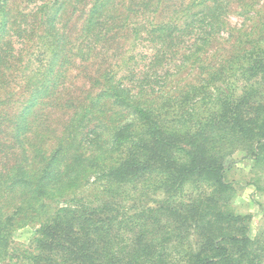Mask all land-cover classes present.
I'll use <instances>...</instances> for the list:
<instances>
[{
  "label": "trees",
  "instance_id": "obj_1",
  "mask_svg": "<svg viewBox=\"0 0 264 264\" xmlns=\"http://www.w3.org/2000/svg\"><path fill=\"white\" fill-rule=\"evenodd\" d=\"M8 1L0 0V105L19 104L17 120L32 107L38 124L47 108L66 120L52 143L0 122V262L264 264V231L253 235L250 216L230 207L225 176L236 152L264 172V22L222 45L223 0L171 11L148 0V10L125 16L103 10L113 0H91L71 34L66 15L81 0H36L28 14ZM194 5L210 10L189 14ZM35 23L36 64L30 55L4 76L20 61L14 43L31 40ZM103 24L106 33L124 28L128 46L116 53L106 36L116 58L85 75L101 87L90 96L83 86L80 98L67 91L69 65L101 49ZM101 99L123 120L107 127L94 111ZM131 200L143 205L121 206ZM27 226L31 244L14 248L13 233Z\"/></svg>",
  "mask_w": 264,
  "mask_h": 264
},
{
  "label": "rangeland",
  "instance_id": "obj_2",
  "mask_svg": "<svg viewBox=\"0 0 264 264\" xmlns=\"http://www.w3.org/2000/svg\"><path fill=\"white\" fill-rule=\"evenodd\" d=\"M36 0H9L8 7L9 10L22 12L24 14H28L31 10L34 9L32 7L36 2ZM134 2H139L140 5H134ZM154 1V0H153ZM113 2V3H112ZM112 2H108L106 7L103 9L106 12L118 15L123 14L125 16L126 11L130 8L140 7L141 10H148V0H113ZM136 2V3H137ZM190 0H159L157 2V7L155 10H182L183 6L189 4ZM91 0H81V2L77 5L75 9H69L67 13V28L70 29L71 34H80V30L82 25L84 24V20L87 14V6H90ZM143 4H147L144 6ZM155 4V3H154ZM204 5H194L190 7V13L197 12L198 10H210L209 7ZM71 10L73 13L71 14ZM152 10V8L150 9ZM223 10V28L220 31L219 35L223 37L221 41L222 45L231 41L232 39L229 37L230 35H236L239 32L244 31L246 34L256 33L257 27L264 22V0H223L220 4V9ZM167 11V12H169ZM167 12H164L167 13ZM152 12L151 14H153ZM107 14V13H106ZM130 15V14H129ZM186 14H184L186 18ZM103 29L101 30L102 35L100 36L97 45L100 46L101 49L98 50V47L95 45L96 51L86 55L85 59L80 61L76 59L74 60L75 64L69 65V74H67L66 86L67 91L72 95H77L80 98H83L86 94H83V86H86V89H90V96L92 94L98 93L101 87V80L99 78L98 81H95L91 86L89 80H86L85 75L89 74L90 76H96L100 74L106 67L107 63L110 60H115L116 57L109 56L110 52L106 53L107 45H106V36L108 34H114V45H116V53H119L123 48H127L128 39L125 38L124 28L122 29L120 26L111 28L106 33V24H103ZM34 27L36 28V33L33 35L32 39L23 40L24 46H21L18 43H14L13 47L20 48L19 56L20 61H18L14 67L5 68L2 70V74L4 76H9L14 78L17 75L16 66L22 67V63L24 62L26 57L32 55L34 65L36 59V51H38V39H39V29L37 28V23H35ZM98 28V25L96 26ZM35 32V31H34ZM228 34V35H227ZM6 36L5 38H7ZM150 45L148 44V47ZM112 48V47H111ZM139 48V45H137ZM147 45L141 49L146 50ZM139 50V49H138ZM147 51V50H146ZM145 51V52H146ZM27 70L24 72H28V70L32 67L30 64H27ZM23 68V67H22ZM106 69V68H105ZM23 84V80H21ZM9 85H11L9 83ZM15 83L12 85L14 92H21L20 88H18ZM90 86V87H89ZM19 110V104L14 105H0V122H3L4 125H9L13 127H19L18 135L29 131L34 133V136L37 138L42 137V140H48V142L54 141L55 137H59V134L64 130V121L66 120V116L61 113V111L53 110L50 108L44 109L45 115L43 114V122L41 124L37 123V118L31 120L32 114L34 112V107L26 112L24 110L20 120L16 119V114ZM95 115L101 118V121L105 123L107 127L113 124L116 121H119L121 118L118 115H113V112H118L119 109L110 104H106V100L100 101L98 106L94 107ZM123 120V119H121ZM31 121H34L31 124ZM8 131V129H6ZM50 141V143H52ZM233 162L234 164L227 170L226 179L231 181L233 185V195L230 198V207L236 213L249 215L250 218L249 224L251 228V233L254 235L256 233H260L264 231V172L260 171L255 173L252 168V163L249 158L243 156L242 153L236 152L233 154ZM257 178L260 180L258 185H252L253 178ZM258 186V187H257ZM257 187V188H256ZM159 193H152V198H159ZM137 198V197H134ZM134 202V203H133ZM149 202V201H147ZM146 203V202H143ZM149 204H152L149 202ZM143 204L139 202V200L135 201H126L123 202L121 206L130 207L132 206V210L137 206H142ZM34 234V230L32 226H27L24 228L17 229L12 235V246L14 248H25L31 244V240ZM17 254V253H16ZM0 264H24L20 258H13L10 261L5 260L4 262H0Z\"/></svg>",
  "mask_w": 264,
  "mask_h": 264
}]
</instances>
